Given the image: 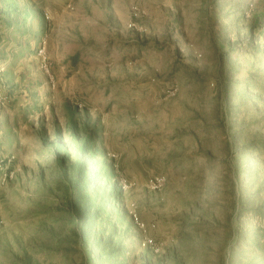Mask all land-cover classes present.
Returning a JSON list of instances; mask_svg holds the SVG:
<instances>
[{"label": "rangeland", "instance_id": "rangeland-1", "mask_svg": "<svg viewBox=\"0 0 264 264\" xmlns=\"http://www.w3.org/2000/svg\"><path fill=\"white\" fill-rule=\"evenodd\" d=\"M0 264H264V0H0Z\"/></svg>", "mask_w": 264, "mask_h": 264}]
</instances>
